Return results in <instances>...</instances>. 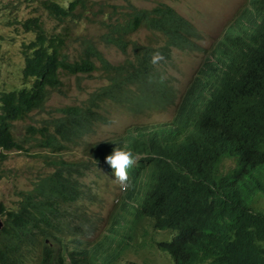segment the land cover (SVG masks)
Masks as SVG:
<instances>
[{"label": "trees", "instance_id": "trees-1", "mask_svg": "<svg viewBox=\"0 0 264 264\" xmlns=\"http://www.w3.org/2000/svg\"><path fill=\"white\" fill-rule=\"evenodd\" d=\"M87 2L0 0V67L7 73L0 78V149L4 152L0 153V180L11 176L4 167L8 153L47 152L29 156L53 170L36 178L31 189L20 190L14 208L0 202V214L6 218L0 264H21L32 254L38 264H54L52 256L63 262V254L46 244L42 256L41 250L36 252L44 225L50 235L70 232L76 216L70 205L82 194L79 182L89 164L69 162L59 155L79 145L100 162L116 145L152 152L154 157L148 161L153 168L149 199L156 209L152 217L155 225L177 232L173 243L161 244L174 264H264V214L250 207L254 194L264 193V14L254 34L255 46L223 72L206 67L208 94L191 92L175 126L129 132L122 143L95 147L78 141L107 122L98 100L111 98L135 109L148 100L166 101L155 93L158 86L149 83L154 74L150 50H139L146 54L138 66L130 64L121 71L103 59L86 36L73 37L70 28L55 32L76 17L79 8L82 13L90 10ZM132 17L136 21L123 28V39L108 42L125 50L127 36L140 23L165 33L177 48L189 47L195 36L192 25L164 4L150 11L134 10ZM97 63L113 87L105 88L92 103L60 109L58 117L42 120L29 136L17 137L18 126L30 121L32 113L41 112L52 94L65 86L62 75L91 76ZM18 76L21 85L15 82ZM121 76L126 84H133V92L119 81ZM225 158L235 167L223 172ZM134 171L135 167L130 176ZM72 259L74 264H93V259Z\"/></svg>", "mask_w": 264, "mask_h": 264}, {"label": "clouds", "instance_id": "clouds-1", "mask_svg": "<svg viewBox=\"0 0 264 264\" xmlns=\"http://www.w3.org/2000/svg\"><path fill=\"white\" fill-rule=\"evenodd\" d=\"M87 3L88 9L90 10L82 13V9L79 8L76 13L77 16H74L67 22L63 23L55 32H63L64 29L70 28L73 37L86 36V38L95 42L103 59L110 64H113L121 71H126L125 68H129L130 64L138 66L139 60H142L143 56L146 54L139 52V50H150L152 58L149 55V59H151V62L153 63L154 74L150 76L149 83L153 87L154 85L158 86V90H154L155 93L161 98V101L163 99L166 101L164 103L160 101L154 102L148 100L145 105L141 106V108L135 109L134 107H125L124 105H120L118 102L111 100V98H103L102 100L100 99L101 101L98 100L97 104L101 103L104 108L103 113L108 118L107 122L104 124H98L93 132L83 136L78 141V143L81 142V144H84L85 142L91 143L95 147L100 145L99 143L104 144L105 142L122 143V140L129 135V132L136 134L142 130H150L156 127L169 128L175 126L174 122H177L179 118V112L182 104L184 102H190L188 97L191 92L195 91L203 97L208 94L210 83L208 77L206 78L204 75V69L206 67H212V70L223 72L231 65L233 60L242 59L249 49L255 46L254 34L257 28L261 25L264 14V0H250L246 10L243 11L238 18H235V21H233L232 24L227 26V32L225 33L223 40L220 41V43L212 50L203 52V66L195 74L185 91L178 94V89L170 81L164 66L176 50L183 52H193L198 50L199 44L202 42V34L198 31L196 26L181 15L176 8L165 2H155L148 8L140 7L133 2H128L123 6L101 3L93 0H88ZM158 4H164L170 7L185 21L192 25L195 31V36L192 38V43L189 47L177 48L176 46L171 45V40L165 33L153 31L147 27L145 23H138L141 26H139L135 31L129 33L127 36L129 45L125 50L119 49L115 43L108 42L109 38H114L116 40L123 39V28L127 24H133L136 21V19L132 17L134 10L150 11L158 6ZM49 24H52L51 27L54 25V23H48V25ZM90 28H94V31H91ZM141 30H146L149 33H152L153 36L159 37L161 43L141 45L138 42H135L134 35L140 33ZM88 31H91L92 34ZM106 49L115 50L118 54L124 56V58L119 62H114L107 57L105 53ZM97 67L98 69L92 73L91 76L79 75V77H70L62 75L61 78L65 86L60 92L54 94L66 95L68 91L67 80L69 78L84 80L85 78L100 76L104 82L102 86L88 93L87 97L82 102L62 106L56 109L54 114H48L47 117L38 118V116H40L39 114H42L46 110L48 103L54 95L52 94L48 103L45 105V108L41 112L31 114L30 119L33 120L32 122L28 119L26 124L18 126V129H16L17 137L19 139H23L26 135L29 136L31 128L41 127L42 120H50L51 118L58 117L60 109L65 107H82L88 103H92L97 95L102 94L105 91V88L109 86L113 87V81L107 79L102 71V68H100L99 63H97ZM3 69H5V67H0V73ZM6 75L4 77H6ZM19 76L15 82L21 85V79ZM124 77L125 76H121L119 81L126 84V80L123 79ZM126 85L130 87L131 92L135 90L132 83H127ZM113 108H117L114 110L118 111V109H121L123 110L122 112H128L137 116L145 113L146 111L158 109L173 111L174 115L173 118L167 122L157 124H131L122 132L112 135V137L100 140L96 139L95 136L101 126H110L113 123ZM0 153L4 152L0 149ZM16 153L26 155L29 160L37 165H40L42 171H34L30 176H28L27 180L29 184L26 187L15 188L14 193L16 195V199L12 201L13 204L11 206L0 201L9 209L14 208L16 206V202L19 201L17 193L20 190L31 189L32 182L36 178L47 172L53 171L48 170V168L44 167V165L38 162L37 159L30 158L31 156H29L34 155L37 157L36 155H45L47 152H35V150H33L32 152H29V154H26L25 152L8 153V159L5 162L7 163L11 156ZM76 153H78V156ZM70 154H73V158L70 157ZM153 157L154 155L149 150L133 152L130 146L126 145L123 147L116 145L112 152L103 158L104 162H100L91 157L89 154L87 155L82 152V147L80 145L78 147H72L70 151H66L59 155V158L69 162L83 160V163L89 164V169L85 172V175L79 182L80 189L82 190L81 196L70 205L73 212L76 213L74 222L69 228L70 232L67 234L56 233L54 235H50L44 225L40 230L41 243L36 253L41 250L40 254L42 256L45 251L44 245L46 244L52 247L54 251L59 250L63 254V262L57 256L51 257L50 261L54 264H74L72 258L79 257L86 261L93 259V264H118L122 262V259L128 255V253L133 255L138 253L136 248L132 249V247L129 246L130 240L138 238L139 243L148 239V245L153 247L158 254L167 255V257H169L170 264H174L175 261L173 257L168 251L161 249V244L166 245L173 243L175 237L177 236V232H174L167 227L162 228L155 225V221L152 217L156 209L153 207V204L149 199L151 187L153 185V168L148 167V161L153 159ZM223 161V172L230 166L233 168L235 167L232 160H226L225 158ZM6 163L4 164V167ZM94 167L103 170L107 174L106 178L113 179L119 185V193L117 194V191L114 193L116 198L111 209L106 214L99 212V218H97L96 214L91 213V210L95 207L99 209L102 205L101 202L103 201V198L96 191L93 192L86 183V175L89 171L93 170ZM133 167H135L136 171L132 172L130 176V171ZM261 171L264 174V166L261 168ZM259 193L264 196L262 191H258L254 194L252 202ZM83 205H87L85 210ZM77 216L80 217L77 218ZM5 220L6 218L0 214V222L2 224L0 228V238L6 226ZM20 263L38 264L36 262V257L34 258L33 254L29 255L26 260H23ZM7 264L13 263L9 261ZM127 264L147 263L142 260L133 259L128 260Z\"/></svg>", "mask_w": 264, "mask_h": 264}, {"label": "rangeland", "instance_id": "rangeland-1", "mask_svg": "<svg viewBox=\"0 0 264 264\" xmlns=\"http://www.w3.org/2000/svg\"><path fill=\"white\" fill-rule=\"evenodd\" d=\"M10 2L12 0H3ZM101 3H107L117 6H123L128 2H133L136 5L144 8L151 7L155 2H165L183 15L186 19L191 21L198 31L202 34V42L199 44L197 51L183 52L176 50L173 56L167 61L164 66L167 76L170 81L178 89V94L185 91L189 83L194 78L195 74L203 66V52L212 50L216 47L220 41L225 37L227 32V26L235 21L243 11L248 7L250 0H93ZM94 31V28H90ZM91 31H88L92 34ZM135 42L141 45H152L161 43V40L157 36H153L146 30H141L140 33L134 35ZM1 44V42H0ZM15 52V51H14ZM105 53L107 57L114 61H121L124 56L118 54L115 50L106 49ZM13 58H16L13 56ZM17 66V65H16ZM6 75V70L3 69L0 73V78ZM68 91L66 95L54 94L52 99L47 105L46 110L39 114L38 118L47 117L48 114H54L56 109L72 104H78L82 102L87 94L103 85V80L100 76L91 78H85L84 80H76L75 78H69L67 80ZM113 108V123L110 126H101L95 136L96 139H106L112 137L115 133L122 132L126 127L131 124H153L167 122L173 118L174 112L158 109L149 110L145 113L137 116L128 112H122L123 110ZM78 156V153H76ZM73 158V154H70ZM5 168L11 171V176L0 181V201L12 205L15 199V188L26 187L29 182L27 177L34 171L40 172L42 168L40 165L35 164L29 160L26 155L14 154L6 163ZM107 174L100 168L94 167L86 175V183L92 189L93 192H97L102 198L101 207L93 208L91 213L96 214L101 212L106 214L112 207L115 200L114 193H119V185L111 178H106ZM113 192V195H112ZM87 205H83L85 210ZM252 209L256 212L264 214V196L257 194L255 200L250 204ZM129 246L132 249H137L138 253L133 255L128 253L121 263L127 264L128 260L138 259L146 262L147 264H170L169 257L165 254H158L153 247L148 245V239L139 243L138 238L130 240Z\"/></svg>", "mask_w": 264, "mask_h": 264}, {"label": "water", "instance_id": "water-1", "mask_svg": "<svg viewBox=\"0 0 264 264\" xmlns=\"http://www.w3.org/2000/svg\"><path fill=\"white\" fill-rule=\"evenodd\" d=\"M1 226H2V224H1V222H0V228H1Z\"/></svg>", "mask_w": 264, "mask_h": 264}]
</instances>
